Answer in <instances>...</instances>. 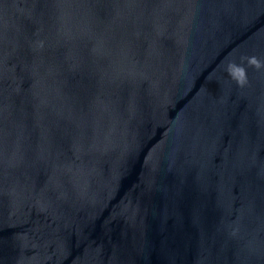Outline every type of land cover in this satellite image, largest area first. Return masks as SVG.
<instances>
[{"label": "water", "instance_id": "1", "mask_svg": "<svg viewBox=\"0 0 264 264\" xmlns=\"http://www.w3.org/2000/svg\"><path fill=\"white\" fill-rule=\"evenodd\" d=\"M264 0H0V264H264Z\"/></svg>", "mask_w": 264, "mask_h": 264}, {"label": "clouds", "instance_id": "2", "mask_svg": "<svg viewBox=\"0 0 264 264\" xmlns=\"http://www.w3.org/2000/svg\"><path fill=\"white\" fill-rule=\"evenodd\" d=\"M241 63L237 64L235 62H230L227 66L228 75L236 81V83L240 86H243L247 83V71L243 66L244 62H247L249 67H253L257 70L264 69V60L257 58L256 56H241Z\"/></svg>", "mask_w": 264, "mask_h": 264}]
</instances>
